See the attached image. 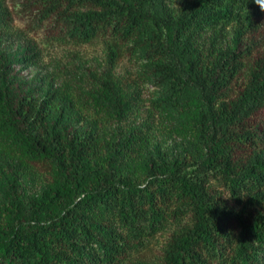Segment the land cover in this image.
Here are the masks:
<instances>
[{
  "label": "trees",
  "instance_id": "1",
  "mask_svg": "<svg viewBox=\"0 0 264 264\" xmlns=\"http://www.w3.org/2000/svg\"><path fill=\"white\" fill-rule=\"evenodd\" d=\"M7 1L0 264H148L162 233L153 264H264L255 0H20L47 38L107 50L102 68L31 77L39 52L10 45ZM123 57L131 71H118Z\"/></svg>",
  "mask_w": 264,
  "mask_h": 264
},
{
  "label": "rangeland",
  "instance_id": "2",
  "mask_svg": "<svg viewBox=\"0 0 264 264\" xmlns=\"http://www.w3.org/2000/svg\"><path fill=\"white\" fill-rule=\"evenodd\" d=\"M6 7L12 18V36L9 40L12 47L18 44L31 43L35 45L39 52V62L37 65L29 66L24 72L29 77L38 71H84L85 67L102 68L107 61L106 45L102 39L94 40L89 43H74L70 41L49 39L44 34L34 30L33 23L20 10V0H8ZM132 70L127 57L119 61L118 71L125 72ZM63 73V72H62ZM152 90V86L149 85ZM147 92L146 97H149ZM148 107V102H144L142 111ZM167 233L158 235L149 245V249L140 258H144L148 264L155 263L162 253ZM132 264V263H130Z\"/></svg>",
  "mask_w": 264,
  "mask_h": 264
},
{
  "label": "clouds",
  "instance_id": "3",
  "mask_svg": "<svg viewBox=\"0 0 264 264\" xmlns=\"http://www.w3.org/2000/svg\"><path fill=\"white\" fill-rule=\"evenodd\" d=\"M255 3L259 5L262 10H264V0H255Z\"/></svg>",
  "mask_w": 264,
  "mask_h": 264
}]
</instances>
